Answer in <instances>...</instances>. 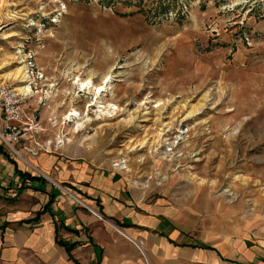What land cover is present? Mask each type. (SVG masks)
Masks as SVG:
<instances>
[{
    "label": "rangeland",
    "instance_id": "1",
    "mask_svg": "<svg viewBox=\"0 0 264 264\" xmlns=\"http://www.w3.org/2000/svg\"><path fill=\"white\" fill-rule=\"evenodd\" d=\"M2 82L31 88L21 158L3 145L20 169L69 196L43 157L113 169L150 199L214 200L262 238L264 0H0Z\"/></svg>",
    "mask_w": 264,
    "mask_h": 264
},
{
    "label": "crops",
    "instance_id": "2",
    "mask_svg": "<svg viewBox=\"0 0 264 264\" xmlns=\"http://www.w3.org/2000/svg\"><path fill=\"white\" fill-rule=\"evenodd\" d=\"M0 145V264H264V230L254 241L214 200L205 211L194 197L150 199L125 187L119 171L43 157L40 170L78 201L57 183L19 176L40 175ZM56 237L74 247L68 252Z\"/></svg>",
    "mask_w": 264,
    "mask_h": 264
},
{
    "label": "built area",
    "instance_id": "3",
    "mask_svg": "<svg viewBox=\"0 0 264 264\" xmlns=\"http://www.w3.org/2000/svg\"><path fill=\"white\" fill-rule=\"evenodd\" d=\"M23 120V99L20 92L16 88L7 83H0V142L7 147L12 153L21 158L20 153L15 148V145L21 138ZM115 166H120V162H116ZM73 198L80 201L68 190L63 188ZM96 215H101L93 211ZM138 249L142 250L143 242L141 240L135 242Z\"/></svg>",
    "mask_w": 264,
    "mask_h": 264
},
{
    "label": "bare ground",
    "instance_id": "4",
    "mask_svg": "<svg viewBox=\"0 0 264 264\" xmlns=\"http://www.w3.org/2000/svg\"><path fill=\"white\" fill-rule=\"evenodd\" d=\"M26 68H23V69H19L17 70L13 75L15 76V79L18 78L20 79L19 82H25L27 80V71H26ZM13 76V77H14ZM29 77V76H28ZM28 81V80H27ZM106 80H104V84H105ZM104 84H101L100 86H96L95 88V93L98 94L102 89H103V85ZM80 86L82 89H88L91 85H90V81H87V82H82L80 83ZM17 90L19 91H22L23 93L25 94H28L31 92V88L29 85H22V86H19L17 88ZM68 116V115H67ZM125 169V168H124Z\"/></svg>",
    "mask_w": 264,
    "mask_h": 264
},
{
    "label": "trees",
    "instance_id": "5",
    "mask_svg": "<svg viewBox=\"0 0 264 264\" xmlns=\"http://www.w3.org/2000/svg\"><path fill=\"white\" fill-rule=\"evenodd\" d=\"M0 152L3 153L4 150H3V147L0 145ZM17 174L21 177H24V176H28L30 179H40V180H46L44 177L42 176H31L29 174H25L24 172H21L19 170H16ZM66 230L68 231H71V232H75V230L69 228V227H65ZM56 241L60 244V245H63L66 250L68 252L71 251V249L74 247V244H69L68 242L64 241V240H61L59 238L56 237Z\"/></svg>",
    "mask_w": 264,
    "mask_h": 264
}]
</instances>
